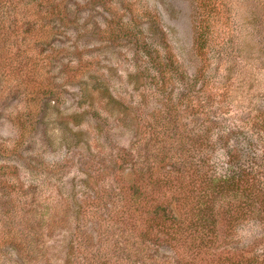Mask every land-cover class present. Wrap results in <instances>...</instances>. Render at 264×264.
I'll return each instance as SVG.
<instances>
[{
    "label": "rangeland",
    "instance_id": "obj_1",
    "mask_svg": "<svg viewBox=\"0 0 264 264\" xmlns=\"http://www.w3.org/2000/svg\"><path fill=\"white\" fill-rule=\"evenodd\" d=\"M262 111L264 0H0V264H264Z\"/></svg>",
    "mask_w": 264,
    "mask_h": 264
},
{
    "label": "trees",
    "instance_id": "obj_2",
    "mask_svg": "<svg viewBox=\"0 0 264 264\" xmlns=\"http://www.w3.org/2000/svg\"><path fill=\"white\" fill-rule=\"evenodd\" d=\"M197 47V46H196ZM199 48H201V46H199ZM262 116H264V111H262L261 113H259V114H255V115H252L251 116V119H250V121L251 120H255V122H257L256 121V119L257 120H261V122H260V125L261 126H263L264 125V118L262 117ZM262 117V118H261ZM249 121V120H248ZM249 121V122H250ZM211 124H213L211 121H208V123H207V126H210L209 124L210 123ZM254 122V121H253ZM220 123H222V122H220ZM219 123V124H220ZM248 123V122H247ZM219 124H217L216 126H217V129H218V125ZM263 132H264V130H263ZM228 136V134L226 135V136H224L223 138H226ZM228 142H226V140L224 141H222L220 144H222V145H224V144H227ZM177 156H178V154H177ZM193 155H189L188 156V158L189 159H194V157H192ZM178 159H179V156H178ZM188 159V160H189ZM195 161V160H194ZM197 161H200V159H197ZM187 162V161H186ZM193 162V161H192ZM247 164H248V166H246V168L244 169V173H243V175L244 176H247V182H248V180H249V185H248V187H247V189H249L250 190V187H252V185H253V182H254V173H253V171H252V168H253V163H250V161H247ZM221 176H222V180L226 183V185L228 186V187H230L232 190H237V187L241 184V180H240V178H242V174L240 175V174H236V176L229 170V172H224L223 174H220ZM226 175V176H225ZM225 185V186H226ZM251 185V186H250ZM215 186V185H214ZM254 190L255 189H253V187L251 188V192H254ZM258 192H261V195H264V190L263 189H259V191ZM262 199H264V197H261Z\"/></svg>",
    "mask_w": 264,
    "mask_h": 264
}]
</instances>
